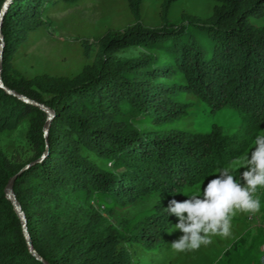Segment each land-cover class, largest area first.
<instances>
[{
	"label": "trees",
	"instance_id": "trees-1",
	"mask_svg": "<svg viewBox=\"0 0 264 264\" xmlns=\"http://www.w3.org/2000/svg\"><path fill=\"white\" fill-rule=\"evenodd\" d=\"M128 1L135 22L101 37L94 61L72 77H27L13 63L56 0H11L2 17L3 84L54 115L45 134L47 113L0 86V132L26 123L32 149L25 160L0 150V264H44L30 252L5 192L20 170L13 189L43 260L136 264L131 245L154 250L175 226L178 218L166 211L169 201L187 199L185 187L242 157L264 129V25L250 21L264 14V0H216L207 20L183 14L176 24L169 19L176 0H163L158 28L142 23L144 0ZM130 46L151 52L117 55ZM189 94L214 112L236 109L239 131L229 134L217 124L209 131L175 126L194 105ZM241 173L233 175L239 180ZM259 194L264 223V189ZM151 195L160 200L112 220L117 208ZM263 243L264 228H257L248 246L217 264H262Z\"/></svg>",
	"mask_w": 264,
	"mask_h": 264
},
{
	"label": "rangeland",
	"instance_id": "rangeland-1",
	"mask_svg": "<svg viewBox=\"0 0 264 264\" xmlns=\"http://www.w3.org/2000/svg\"><path fill=\"white\" fill-rule=\"evenodd\" d=\"M162 2L163 0L143 1L141 21L146 27H161ZM215 5L216 0H176L170 9V22L179 23L183 14L207 20L212 16ZM45 19L47 22L44 25L29 33L13 61L15 68L27 77L41 73L70 77L76 75L96 58L101 37L108 33H121L135 22L128 0H56L45 15ZM250 21L262 26L264 14L252 17ZM143 52H151V50L140 46H130L117 51V55L131 57ZM187 98L193 100L194 105L190 108L189 114L176 122L175 126L196 131H209L213 125L217 124L223 126L229 134L239 131L242 117L236 109L226 107L214 112L207 103L200 101L194 95L189 94ZM145 126L148 125L145 124ZM26 132V123L16 129L0 132V150L17 160L28 158L32 155V149ZM261 133H264V129L259 134ZM251 148L242 157L248 154ZM98 163L104 167L110 166L109 163L101 160H98ZM237 170L244 171L243 168ZM217 172L218 170L195 186L185 187L184 193L202 192L207 182L218 175ZM260 190L257 193L259 197ZM159 200L160 196L151 195L137 201L129 208H117L112 215V220L132 217ZM101 212L108 216L105 208ZM262 214V206L260 212L252 216L253 219L249 214L237 212L232 220L231 237L225 239L214 236L210 245L201 246L196 251L177 253L171 248V243L182 235L175 226L168 232L164 245L149 250L140 244H133L130 250L136 264H217L218 261L226 258L229 251L236 248L243 249L249 245L259 219L262 221Z\"/></svg>",
	"mask_w": 264,
	"mask_h": 264
},
{
	"label": "clouds",
	"instance_id": "clouds-1",
	"mask_svg": "<svg viewBox=\"0 0 264 264\" xmlns=\"http://www.w3.org/2000/svg\"><path fill=\"white\" fill-rule=\"evenodd\" d=\"M251 151L218 170L202 192L185 193L183 201L171 199L166 211L175 215L182 235L171 243L177 253L196 251L212 243V237L232 236V220L237 214L257 215L261 210L258 190L264 189V133L256 135ZM243 168L238 180L233 172Z\"/></svg>",
	"mask_w": 264,
	"mask_h": 264
},
{
	"label": "water",
	"instance_id": "water-1",
	"mask_svg": "<svg viewBox=\"0 0 264 264\" xmlns=\"http://www.w3.org/2000/svg\"><path fill=\"white\" fill-rule=\"evenodd\" d=\"M10 1L11 0H5L4 3L1 6V9H0V24H1L2 17H3L4 13L6 12L8 6L10 4ZM2 66H3V35L1 34V31H0V86L2 88H4L8 93H13V94L17 95L22 100L39 107L41 110H43L44 112L47 113V120H46L45 125L43 127L44 133L47 134L49 126H50L51 119H52V117L54 115V111L51 108L47 107L46 105H44L42 103H39V102H37L35 100H32V99H30L29 97H27L25 95L16 93L13 90H11L10 88H8L7 86H5L3 84V81H2ZM21 171L22 170H20L17 174L13 175L8 180V183H7L6 188H5V192H6L7 198L12 203L15 211L17 212V214H18V216H19V218H20V220L22 222L23 234H24V237L26 239L27 246H28L30 252L38 260L43 261L44 264H50V263H48L47 261H45V260H43L41 258V256L37 253V251L35 250V248L32 245V242H31V239H30V236H29V231H28V228H27V218H26L25 212L22 209L19 201L17 200L16 194H15L14 189H13L14 180L21 173Z\"/></svg>",
	"mask_w": 264,
	"mask_h": 264
},
{
	"label": "built area",
	"instance_id": "built-area-1",
	"mask_svg": "<svg viewBox=\"0 0 264 264\" xmlns=\"http://www.w3.org/2000/svg\"><path fill=\"white\" fill-rule=\"evenodd\" d=\"M104 208H105L104 205L100 206V209H101V210H103ZM251 219H253L252 216H251ZM259 220H260V221H259L258 224H257V228H264V223H263V221H261V219H259ZM260 259H261L262 264H264V243H263L262 246H261V257H260Z\"/></svg>",
	"mask_w": 264,
	"mask_h": 264
}]
</instances>
